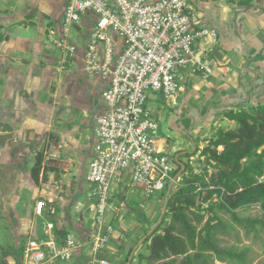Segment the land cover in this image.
<instances>
[{"label": "crops", "instance_id": "crops-1", "mask_svg": "<svg viewBox=\"0 0 264 264\" xmlns=\"http://www.w3.org/2000/svg\"><path fill=\"white\" fill-rule=\"evenodd\" d=\"M11 1L0 0L1 130L13 131L16 135L30 134L31 137L43 135L44 130L46 134L52 135L55 140L46 139L44 147H51L50 150L55 154L52 159L57 161V165L53 167L60 170L58 174L49 171L48 180L41 182L46 186L38 200L46 201L43 214L50 218L42 225L38 223L30 238H46V224L53 222L55 233L61 234L60 230L65 229L66 234L73 232L78 238L89 241L91 234L96 230V224L89 227L83 221L82 201L79 196L83 192V180H86L91 155L87 148L94 143V140L91 143L89 140L91 133L92 138L94 137L96 116L103 112L104 107L100 99H97L95 104L100 106V111L83 110L80 95L70 93V89L67 91L64 86L70 79L62 78L59 74L58 79L55 78L61 67L57 70L54 65L56 62L54 45L51 42L52 45L42 43L44 33L47 32L51 40V35L56 32L55 21L59 19L58 17L62 19L67 1L63 6L60 5V0H43L41 2L43 14L34 7L32 9V6L21 10L24 0H15L16 3ZM198 1L203 23L216 28L219 33L216 43L207 38L201 40L197 47V57L205 61L211 71L204 73L193 72L190 68L182 69L179 78H182L185 85L181 86L180 83V91L175 97L167 100L162 94H152L153 99L162 97V100H166L171 107L178 109V106L182 105L178 110L182 113L180 119L187 118L186 125L190 124L186 127L182 124L180 127L183 133L191 135L193 151L197 147L202 149L208 145L219 128L235 126L236 122L224 115L228 109H237L247 103H256L264 99L262 6L254 4L237 11L226 0ZM30 2L33 6L40 7L37 1ZM29 15H32L30 21L41 25V34L37 40L32 41V44L30 39L17 36L14 32L10 33L8 28L19 21L27 22L25 19ZM45 17L49 19L48 30L42 25ZM81 71L82 68L78 70ZM76 73L71 70L67 76ZM82 77L83 75L79 76L80 80ZM96 81L98 85H103L101 87L103 90L105 80L100 77V81L97 79ZM43 93L48 94L46 100L40 96ZM63 109L66 111L64 115L61 112ZM192 132L196 134L198 140L192 136ZM183 142L184 146L191 145V141ZM159 144L166 152L168 143L165 144L159 139ZM50 172L54 175H50ZM58 181L64 182L67 187L63 186L60 189L61 186L56 184ZM76 184L77 187L74 188ZM113 211L121 225L109 222L115 227V232L105 250L95 253L89 243L78 250L73 258L59 260L60 263L57 264H100L99 261L102 259L108 260V264H126L128 260H125L124 249H128L144 234L146 224L143 222L144 219H138L136 211L129 209L123 213L124 208L121 205L115 206ZM75 212H80V216L74 218ZM148 213H151L149 219L154 221L156 208L150 209ZM102 230L104 231L105 227ZM137 251L138 249L135 254ZM56 261L46 264H56Z\"/></svg>", "mask_w": 264, "mask_h": 264}, {"label": "built area", "instance_id": "built-area-1", "mask_svg": "<svg viewBox=\"0 0 264 264\" xmlns=\"http://www.w3.org/2000/svg\"><path fill=\"white\" fill-rule=\"evenodd\" d=\"M92 11L99 17L90 26L83 59L86 71L106 82L86 174L90 183L86 203L96 217V230L89 241L73 232L59 239L54 223H47L46 238L26 242L23 264L69 260L89 243L95 253L105 250L115 232L105 219L109 199L127 176L147 198L178 182L181 170L174 174L181 164L161 149L158 112L148 103L153 93L167 100L175 97L182 69L211 71L197 57V47L207 38L216 43L219 33L203 23L198 0H67L60 37L51 35L66 61L78 50L69 37L71 27L82 30L83 15ZM46 205L38 200L37 214L42 215ZM99 262L108 264L106 259Z\"/></svg>", "mask_w": 264, "mask_h": 264}, {"label": "trees", "instance_id": "trees-1", "mask_svg": "<svg viewBox=\"0 0 264 264\" xmlns=\"http://www.w3.org/2000/svg\"><path fill=\"white\" fill-rule=\"evenodd\" d=\"M226 1L237 11L254 4L264 9V0ZM224 115L235 121V126L219 128L208 145L202 149L197 147L195 154L201 151L196 168L186 162L185 169L178 167L175 175L180 170L181 174L172 187L163 221L140 245L147 244L148 251L136 253L131 264H253L250 245L225 246L222 242L223 236L232 233L236 225L244 229L246 236L257 237L264 230V217H245L238 213L239 209L257 204L264 211V99L228 109ZM53 162L57 161H45L44 150L39 152L31 169L36 184L47 181L49 171L60 172L50 165ZM166 193L162 195L163 201ZM121 197L119 202L125 200ZM222 212L229 213L232 222L224 219ZM138 214V219L147 220ZM157 220L158 217L154 222ZM151 226L147 224L144 234L128 248L127 260ZM60 232H56L59 239L66 235L65 229ZM25 245L18 253L20 264H23Z\"/></svg>", "mask_w": 264, "mask_h": 264}, {"label": "rangeland", "instance_id": "rangeland-1", "mask_svg": "<svg viewBox=\"0 0 264 264\" xmlns=\"http://www.w3.org/2000/svg\"><path fill=\"white\" fill-rule=\"evenodd\" d=\"M30 1H37V4H40V7H38V5L33 6ZM60 1V5L65 6L67 0ZM11 2L16 3L15 0H12ZM41 2H43V0H24L21 10L22 8L29 9L30 6H32V9L34 7L40 12V14H43L41 11L43 9ZM31 16L32 15H29L28 18L25 19L27 22L22 23L19 21V23H13L8 28L10 29V33L14 32L17 36H23L30 39L32 44V41L37 40L41 34V25L39 23H33V21H30ZM98 17V14L94 11L86 13L83 15L82 30L78 31L75 27H71L69 37L78 45L77 53L72 56L71 61H66L64 59V52L60 48L53 46L56 50V62L54 65L57 70L61 67L59 69L60 73L57 72L55 78L58 79L57 76L60 75L62 78L66 77L67 79H70L68 83H65V88L67 91L70 89L71 92H69L74 93L76 96L80 95L79 98L83 103V110L88 112L100 111V106L95 104L97 99H100L102 104L104 103V98L101 96V87L103 85H98L96 81V79L100 81V76L89 74L85 69L84 59H81L82 55L84 56V47L88 42L90 26L98 19ZM58 18L59 19L55 21L56 32L54 34V36L57 38L60 37V27L63 23V17L62 19H60V17ZM48 21L49 19L45 17L42 22V25L46 27V29L48 28ZM44 34L45 36L42 39V43L51 44L52 42L48 33L46 32ZM50 34L52 33L50 32ZM80 68H82L83 71L78 72ZM71 70L76 71L77 73L68 77L67 75ZM55 72L56 71H54V73ZM80 75H83L82 80L79 78ZM179 79L181 86H184L185 82L181 77ZM40 96L43 98V100H46L48 94L43 93ZM151 97L152 98H150L148 105L157 109V118L159 119L158 137L163 142H165V144L168 143L166 153L171 155L173 158H176V156L179 155V159L181 161L186 162L187 165L194 166L196 168L200 163V153L198 152L195 154V151L193 152L192 148L194 147V144L191 140V135H186V133H183L181 130L180 125L185 124L186 127L188 124H190L188 123L186 125L187 118L186 120L180 119V115L182 113H180L178 110H180L182 105L178 106L177 109V107L169 106L166 100H162L163 96L157 100L153 99V96ZM156 103L160 105H157ZM61 106L65 107V105ZM61 112L64 115V112L66 111L64 110ZM1 126L2 124L0 125V264L5 261H7L9 264H20L18 253H20L21 247L25 245L27 240L33 236L32 231L35 230L34 227H36L38 223L42 225L43 222L49 220L50 218L47 217L46 214L39 215L35 211L36 203L42 196L40 193L43 192L44 186L46 185L42 183L36 184L33 181L31 169L37 161L39 152L43 151V149L45 153V161H50L52 159V156L55 154L50 150L51 147H44V143L48 138L51 141H54L55 139L52 137V135H48V133L46 134L44 130H42L43 135H34L31 137L30 134L16 135L13 131L5 132V130H1ZM92 136L93 134L91 133V140H89L90 143L94 140V137L92 138ZM192 136L198 140L195 133L192 132ZM184 140L191 141V147L184 146ZM23 145L26 146L23 147ZM92 148V146L88 147L87 150L92 152ZM190 154L194 155L190 157ZM206 163L207 162L204 161L203 166H205ZM50 165L56 166L57 162H53ZM174 165L176 166L179 164L175 162ZM210 170L215 171V168L210 167ZM50 175L54 174L50 172ZM179 180L180 183L181 179ZM130 181V177L127 176L123 182H121V186H116V196L113 198L110 197L109 199L110 206L107 210L105 218L106 222H113L114 225H121L120 221L115 218L113 211L115 206L121 205L124 208L123 213L131 209V211H136L137 214L139 213L138 215L142 214V216H146L147 220L144 224H149V226L152 225V228L157 223L162 214L166 200H162V195L165 191H159L152 198H147L144 190L139 186L132 185ZM57 183L61 186L60 189H62L63 186L67 187V184H63L64 182L58 181L56 184ZM89 186L90 183L86 182V180H83V192L79 197L82 201L81 208L83 209V221L86 225L91 227L92 225H95L96 217L90 211L89 205L86 203L87 195H89L90 191ZM76 187L77 184L74 186V188ZM121 195L125 197V200L119 202ZM155 208L156 215L154 219L156 220L158 217L156 222H154L155 220L151 221L149 219L151 217V213H148L150 209L153 210ZM238 213L245 217H264V211L258 204L249 208L239 209ZM221 214L224 219L232 222V217L229 213L222 212ZM79 216L80 212L74 213V218ZM261 230L262 231L259 232V236L257 237H255L254 234L246 236L244 229L236 225V228L232 233L223 236L224 241L222 244L225 246L237 244L241 247L244 245H250L253 250V264H261L264 260V230ZM239 237L241 238V241L239 240ZM124 250L126 253L125 260H127L128 249L125 248ZM142 251H148L147 244L140 246V248H138L137 254ZM58 261L59 259L56 261V264L60 263Z\"/></svg>", "mask_w": 264, "mask_h": 264}, {"label": "water", "instance_id": "water-1", "mask_svg": "<svg viewBox=\"0 0 264 264\" xmlns=\"http://www.w3.org/2000/svg\"><path fill=\"white\" fill-rule=\"evenodd\" d=\"M96 102H97V101H96ZM176 160H177V162H179V163L182 165V168L185 169V164H184L183 161H181V160L179 159V155L176 156ZM180 174H181V172L178 173V175H177L176 177H178ZM173 185H174L173 182H171V183L169 184L168 191H167V195H166L165 204H164L163 211H162V214H161L159 220H158L157 223H156V224L150 229V231H149L144 237H142V238L140 239V241L137 243V245L135 246L134 250L132 251L131 255L129 256V259H128V261H127L126 264H131V261H132L134 255H135L136 250H137V249L140 247V245L146 240V238H147L149 235H151V234L156 230V228L162 223V221H163V217H164V215H165V213H166V211H167V207H168V203H169V196H170V194H171V191H172V187H173Z\"/></svg>", "mask_w": 264, "mask_h": 264}]
</instances>
